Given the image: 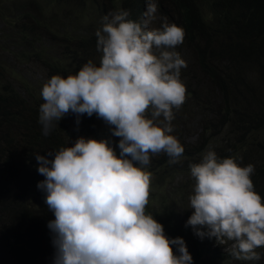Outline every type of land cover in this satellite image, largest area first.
I'll return each mask as SVG.
<instances>
[{"label": "trees", "instance_id": "16d2710c", "mask_svg": "<svg viewBox=\"0 0 264 264\" xmlns=\"http://www.w3.org/2000/svg\"><path fill=\"white\" fill-rule=\"evenodd\" d=\"M157 4V19L149 27L160 28L166 18L185 32L175 50L187 64L180 77L186 101L174 110L170 133L185 151L175 163L165 153L151 157L145 170L155 192L146 214L163 225L169 239L185 241L193 264H264V248L256 250L259 261L236 260L233 245L224 249L221 241L200 238L186 226L194 186L189 166L209 150L221 159L237 157L242 167L253 165L254 190L264 200V0ZM120 9L139 22L146 0H0V23L19 40V54L38 70L31 74L34 85L26 80L16 87V79L6 77L0 65V264H54L48 223L55 216L37 187L45 177L37 170L36 155L54 159L49 151L74 146L81 137L107 140L119 155L120 138L95 114L69 112L44 136L39 107L42 87L52 76L67 78L89 60L99 65L95 33L105 15ZM10 10L13 23L5 15ZM173 250L179 255L176 246Z\"/></svg>", "mask_w": 264, "mask_h": 264}, {"label": "clouds", "instance_id": "9594fccd", "mask_svg": "<svg viewBox=\"0 0 264 264\" xmlns=\"http://www.w3.org/2000/svg\"><path fill=\"white\" fill-rule=\"evenodd\" d=\"M157 11V0H146L139 22L128 10L108 13L95 33L99 65L89 60L75 74L54 75L42 87L44 136L72 112L95 114L120 138L119 155L109 141L83 137L49 151L54 159L36 155L45 177L37 187L55 216L48 223L54 264H193L185 241L169 239L163 225L146 214L151 157L165 153L175 163L185 151L170 134L174 110L186 101L180 77L187 64L175 50L185 32L166 18L160 28H150ZM189 167L194 186L186 226L200 238L233 241L236 260L259 261L264 200L254 190V166L209 150Z\"/></svg>", "mask_w": 264, "mask_h": 264}, {"label": "rangeland", "instance_id": "374dc122", "mask_svg": "<svg viewBox=\"0 0 264 264\" xmlns=\"http://www.w3.org/2000/svg\"><path fill=\"white\" fill-rule=\"evenodd\" d=\"M11 11V10H10ZM6 12L7 21L14 22V17L12 11ZM9 38V40H8ZM29 40L26 39L25 41ZM16 46L19 45V40L16 36L8 34L6 28L2 23H0V65L4 71V75L13 77L16 79V87L18 84L26 81V84L29 86L34 85V82L31 79V74L36 73L38 70L35 65L30 64L25 61V59L19 54L20 49H16ZM26 59H29L27 56ZM89 139H92L91 137ZM102 140V139H97ZM155 192V188L150 186V195L149 199H152V195ZM176 205V204H175ZM174 211L178 212L177 208L174 207ZM181 215V214H180ZM233 241L223 240L221 246L226 249L228 246L233 245ZM221 250V249H220ZM223 251V250H221Z\"/></svg>", "mask_w": 264, "mask_h": 264}]
</instances>
